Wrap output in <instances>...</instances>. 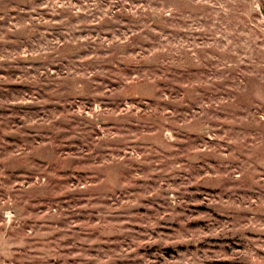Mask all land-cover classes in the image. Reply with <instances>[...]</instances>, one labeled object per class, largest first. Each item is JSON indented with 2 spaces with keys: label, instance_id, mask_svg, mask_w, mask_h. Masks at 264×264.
<instances>
[{
  "label": "rangeland",
  "instance_id": "obj_1",
  "mask_svg": "<svg viewBox=\"0 0 264 264\" xmlns=\"http://www.w3.org/2000/svg\"><path fill=\"white\" fill-rule=\"evenodd\" d=\"M0 264H264V0H0Z\"/></svg>",
  "mask_w": 264,
  "mask_h": 264
}]
</instances>
